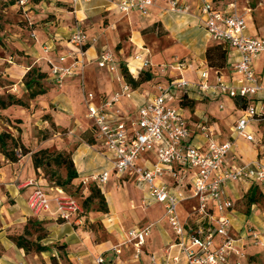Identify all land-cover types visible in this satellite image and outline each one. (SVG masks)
Wrapping results in <instances>:
<instances>
[{
    "label": "crops",
    "instance_id": "0c3cea01",
    "mask_svg": "<svg viewBox=\"0 0 264 264\" xmlns=\"http://www.w3.org/2000/svg\"><path fill=\"white\" fill-rule=\"evenodd\" d=\"M20 1L26 4L22 6L24 14L21 18L30 22L32 39L23 38L21 30L14 33L15 36H20L19 38L8 40V50L21 54L9 58L15 59L16 63L0 57V65H5L1 66L5 79L9 82V86L1 90L2 95L23 97L26 93L23 79L33 67L50 72L48 61L57 62L70 51L69 40L76 25H81L88 36L84 72L67 80L62 87L61 95L51 101L48 93L32 101L28 118L16 116L21 113L19 109L22 108L19 107L0 111L9 119L23 121L19 126L21 133L17 130L16 135L13 133L14 130L10 129L14 137H21L25 145L31 147L33 151L49 147L48 144L37 140L36 132L38 129H50L51 123L60 130H69V135L65 144L59 134L55 135L50 145H56L58 149L71 150L76 132L87 131L84 128L85 121L88 123V130L93 126V122L88 118L85 96L93 94L95 96L93 104L105 107L116 94L123 93L127 83L122 66L135 79H138L141 73L149 72L152 75L151 81L136 90L130 89L131 98L122 97L114 107H107L108 113L114 115L115 112H119L120 117L129 122L136 119L139 108L155 96L159 84H168L181 78L197 84L201 71L210 68L206 57L207 50L218 44L212 40L198 20L201 0L195 2L181 0L190 8L187 15L172 11L167 0H157L146 17L138 12L120 13L111 0H91L77 5L73 4L72 0H40L38 3L31 0ZM229 4L230 0H214V5L219 10H224ZM9 7L14 8L15 5L9 3ZM244 9L247 10L246 21L249 24L247 34L264 38L261 36L264 29L258 30L254 26L252 9L249 7ZM143 49L149 52L147 57L153 66L151 69H144L134 60ZM104 51L114 54L118 65L117 72L109 73L99 67ZM262 56L264 54L254 64L255 71L261 79L258 68ZM238 60V53L230 51L228 65L221 69L229 81L234 79L232 69ZM179 64L184 66L181 71L178 69ZM214 81V73L211 71L210 83ZM183 95L182 92H176L169 105L174 108L181 107L180 98ZM188 97L196 102L195 108H181L188 121L194 143L202 148L207 147L206 140L199 134V125L205 121L217 141L235 140L236 122L240 116L236 102L226 96L217 100L204 98L196 88L189 90ZM54 104L59 105L64 112L56 111ZM221 105L224 106L223 109L220 108ZM46 116L48 119L43 120ZM250 130L257 138L264 140V124H252ZM80 140L82 142L72 151L81 181L113 168L111 157L104 151L100 142L91 145L83 139ZM259 152V149L244 139L235 141V153L241 163L254 161ZM1 160L0 245L3 252L0 264H51V258L57 256V250L52 247L56 244L67 246V258L71 264H97L99 259L103 260V264H152L153 256L161 264H165L169 254L177 255L176 249L169 251L175 243V236L165 219L163 205L151 200L147 191L136 185L132 173H127L123 177L112 175L109 182L101 188L109 209L107 214L95 211L84 218L77 217L70 222H63L58 219L56 205L52 203L50 210L38 217L44 223L47 232V238L42 244L51 246V250L40 255L26 254L17 248L10 236L15 231L22 233L28 221L36 217L29 207V199L35 191L32 183H38L44 188L45 181L40 171L34 168L32 154L21 158L18 163L6 162L3 158ZM156 162V154L148 153L139 164L145 169H151ZM189 181V177L180 179L178 183L170 177L163 179L164 183L184 199L179 207L180 218L184 223L193 221L192 210L198 204L193 197ZM251 188L237 183L228 184L226 187L228 197L235 204L234 210L230 212L233 223L232 235L239 240L238 246L245 254V257L240 259L231 258L230 264H236L237 261L241 264H264V245H256L249 232V226L260 227L258 232L264 241V209H261L258 203L253 204L249 207L252 217L248 218L237 208ZM48 191L52 198L55 192H52L51 188ZM260 192L264 195L263 187H260ZM150 225H153L151 237L147 241L143 255L137 260L135 250L129 243L128 233ZM167 251L170 253L167 254ZM181 264H184V261Z\"/></svg>",
    "mask_w": 264,
    "mask_h": 264
},
{
    "label": "built area",
    "instance_id": "2783aa9c",
    "mask_svg": "<svg viewBox=\"0 0 264 264\" xmlns=\"http://www.w3.org/2000/svg\"><path fill=\"white\" fill-rule=\"evenodd\" d=\"M91 0H72L77 5ZM157 0H111L115 8L123 14L138 12L146 17ZM175 13L187 15L190 8L181 0H167ZM230 0V4L219 10L214 0H201L198 20L204 26L212 40L227 46L230 51L238 53L239 60L233 66L234 79L229 81L222 71L215 68L202 70L197 84L184 78L168 84H159L156 94L139 108V115L129 122L123 120L119 112L111 115L107 107L112 108L122 97L131 98V87L127 84L124 92L116 94L105 107L93 104L95 96L87 94L85 103L88 118L93 122L96 140L102 144L104 151L110 155L113 168L93 175L82 181L85 188L95 185L105 186L112 175L119 177L132 173L139 188L147 191L148 197L163 205L165 219L175 236V243L170 250L176 249L177 255L169 256L165 264H230V259L243 258L245 254L239 248L232 235L233 223L230 212L235 204L228 197L226 187L237 183L245 186L264 188V140L257 138L250 130L252 124H264V83L256 73L255 61L264 54V38L247 34L246 14L238 12V2ZM25 6V2L21 1ZM87 34L81 25H76L69 44L71 49L61 56L57 62L49 60L50 81L54 86L62 88L67 80L82 75L86 64ZM149 52L143 49L134 60L144 69H151ZM99 67L109 73H115L118 65L110 51H104ZM183 64L178 69L183 70ZM215 81L210 83V72ZM196 88L204 98L217 100L222 96L236 102L239 118L235 127V140L217 141L208 123L199 125V134L206 140L207 147L202 148L194 143L184 111L181 107L169 105L176 92L184 95ZM238 103L245 107L239 108ZM224 108L223 105L220 106ZM244 139L260 150L258 157L248 163H241L235 153V141ZM155 153L157 162L151 169L139 164L143 156ZM170 177L176 183L189 177V185L193 197L198 201L192 210L193 221L182 222L179 207L184 199L172 187L163 182ZM35 191L29 199V207L36 217L50 210L52 203L56 205L57 217L60 221L70 222L83 213L79 201L64 189L51 187L55 195L51 198L40 184L32 183ZM146 204V202H145ZM153 225L128 233L129 243L135 250V258L139 260L144 253L148 239L151 237ZM249 232L258 246H263L261 234L249 226ZM97 264H103L99 259ZM152 264H161L153 256ZM236 264H241L239 261Z\"/></svg>",
    "mask_w": 264,
    "mask_h": 264
},
{
    "label": "trees",
    "instance_id": "16d2710c",
    "mask_svg": "<svg viewBox=\"0 0 264 264\" xmlns=\"http://www.w3.org/2000/svg\"><path fill=\"white\" fill-rule=\"evenodd\" d=\"M15 2L16 0H13L11 5H14ZM33 2L38 3L40 0H33ZM229 52V48L222 44H216L210 47L206 53L208 65L211 68L219 70L225 69L228 65ZM122 71L126 83L134 90L152 80V75L149 72L141 73L139 78L135 79L124 66H122ZM47 79H50V72L42 71L37 67L31 68L25 75L23 83L25 85L26 93L24 95L25 97L27 96L30 102L48 94L49 91L44 84ZM195 105L196 102L190 99L187 94L180 98V106L184 109H194ZM237 106L239 108L245 107L244 104H240L238 102ZM10 107H19L27 110L30 108V104L24 100V96L18 97L16 95L8 94L6 100L3 98L0 99V110H6ZM46 119H48L47 116ZM17 123L21 125L23 121L18 119ZM51 128L56 131L57 127L54 123H51ZM18 131L21 133V128H18ZM48 133L41 141L36 134L37 140L41 143L49 140L50 138ZM55 135H57V133H54V136ZM82 139L91 145H94L97 142L92 129L86 131L83 134ZM29 154H32L34 168L37 171H40V175L45 181L44 188L47 192L51 187L62 188L68 192L70 187L77 185L78 189L83 191L84 200L81 202L76 198L83 208V213L78 216L79 218H84L88 216L89 213L95 211L104 214L109 212L106 199L101 189L95 185H89L85 188L82 181L79 179V174L73 161L72 150L67 151L64 148L51 150L50 147H45L33 151L31 147L25 145L21 137L16 138L9 132H3L0 134V166L2 165L1 158L9 163H18L21 158ZM62 170L65 171V177L62 176ZM246 198L249 207H251L253 204L259 203L261 199L264 198V195L260 192V187L253 186L250 192L246 195ZM96 201H98L99 208L95 210L92 207ZM42 229L43 235L37 236L35 240H32L34 232L40 233ZM46 238L47 232L44 227V223L41 222L38 217L31 218L24 227L22 233L15 231V233L10 236V239L13 240L17 248L25 251L26 254L38 255L51 250V246H45L42 244ZM52 247L57 250V256L51 258V264H61V261L63 260H66L69 264H71L67 258L68 254L66 252V245L56 244ZM2 252L3 248L0 245V256Z\"/></svg>",
    "mask_w": 264,
    "mask_h": 264
},
{
    "label": "rangeland",
    "instance_id": "374dc122",
    "mask_svg": "<svg viewBox=\"0 0 264 264\" xmlns=\"http://www.w3.org/2000/svg\"><path fill=\"white\" fill-rule=\"evenodd\" d=\"M13 0H1L0 1V57L4 58L5 60H11L9 59L10 57H15L20 55V52H13L8 50V40H12L13 38H19L17 36L14 35V33L16 32H21L22 30V37L23 38H31V32L32 30L29 29L30 26V22L26 21L24 19L21 18V16H23L24 12H23V7L21 5V1L20 0H16L15 2V7L14 8H10L9 7V3H11ZM33 2V0H31ZM196 0H193V2H195ZM239 12H242L243 14H246L247 10H245V7H249L252 9V20L254 23V26L259 30L261 28L264 29V0H250L249 2H239ZM249 25V24H248ZM23 31H28L27 33H24ZM264 36V30L261 31V36ZM17 59V58H16ZM13 63H16L15 59L11 60ZM1 64H7V63H1ZM5 65H0V99H5L7 98V95H2L3 93H1V90H4L7 86H9V82L5 79V73L3 71V68ZM259 68L258 71L261 73L262 79L264 81V56H262L259 59ZM2 68V69H1ZM46 88L48 89V93H50V99L51 101H53L56 96L61 95V92L63 91V88H58L56 86L53 85V83L50 81V79H47L44 82ZM24 100L26 102H28L30 104V108L25 110V109H19L21 110L20 114L16 115V116H24L25 118H28V114L31 113V102L28 100L27 96L25 97L24 95ZM53 107L56 108V111H60V112H64L63 109L59 108V105L54 104ZM1 111V110H0ZM25 112V113H24ZM26 114V115H25ZM14 116V115H13ZM16 118V117H15ZM46 117H43V120H45ZM18 119H9L8 117H6L3 113L0 112V127H2V132H9L12 134V130L10 128H12L14 130V134H18L17 130L18 128H20L19 124L17 123ZM29 122V121H28ZM39 124H41L40 121H38ZM35 125V124H33ZM84 128L88 131V123L87 121H85L84 123ZM49 132V133H48ZM49 136V140L45 141V144H48L49 147L51 148V150H59L57 148L56 145H50V143L52 142V140L54 139V133H57V135L59 134L60 137L62 138V142L67 143L68 140V135H69V130H60L58 128H56V131H54L51 127L50 129H41V130H37L36 134L39 138V140L41 141L45 136ZM83 131H79L76 132V134L74 135V139L72 142L73 144V148H76V146L78 144H80L82 141L80 139H82L83 136ZM89 137V135H88ZM53 143V142H52ZM69 146V145H67ZM71 149V150H72ZM62 176L65 177V171H61ZM70 195H72L73 197L79 199L81 202L84 200L83 197V191L80 189H78V185L77 186H73L70 187V189L68 190V192ZM89 194V193H88ZM260 204V206L262 207L261 209H264V198L261 199V201L258 203ZM93 209H98L99 205H98V201L95 202L94 206L92 207ZM238 210L245 216H247L248 218L252 217V212L249 208L248 202H247V198L245 197L239 204H238ZM254 228V227H253ZM255 229L257 231H259L261 228L260 227H255ZM43 235V229L42 231L39 232H34L32 240H35L37 236H42ZM61 264H69L66 260L61 261Z\"/></svg>",
    "mask_w": 264,
    "mask_h": 264
}]
</instances>
